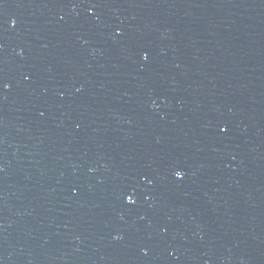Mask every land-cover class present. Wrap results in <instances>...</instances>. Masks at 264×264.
I'll return each instance as SVG.
<instances>
[{
  "label": "water",
  "instance_id": "obj_1",
  "mask_svg": "<svg viewBox=\"0 0 264 264\" xmlns=\"http://www.w3.org/2000/svg\"><path fill=\"white\" fill-rule=\"evenodd\" d=\"M0 264H264V0H0Z\"/></svg>",
  "mask_w": 264,
  "mask_h": 264
},
{
  "label": "clouds",
  "instance_id": "obj_2",
  "mask_svg": "<svg viewBox=\"0 0 264 264\" xmlns=\"http://www.w3.org/2000/svg\"><path fill=\"white\" fill-rule=\"evenodd\" d=\"M181 175H183L182 173H177V176H181Z\"/></svg>",
  "mask_w": 264,
  "mask_h": 264
},
{
  "label": "snow or ice",
  "instance_id": "obj_3",
  "mask_svg": "<svg viewBox=\"0 0 264 264\" xmlns=\"http://www.w3.org/2000/svg\"><path fill=\"white\" fill-rule=\"evenodd\" d=\"M129 200H131V197H129Z\"/></svg>",
  "mask_w": 264,
  "mask_h": 264
}]
</instances>
